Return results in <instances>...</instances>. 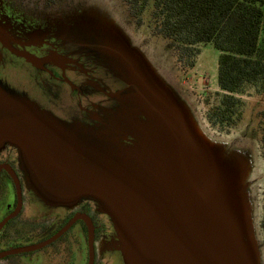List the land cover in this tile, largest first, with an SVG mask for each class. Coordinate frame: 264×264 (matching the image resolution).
<instances>
[{
  "label": "water",
  "instance_id": "obj_1",
  "mask_svg": "<svg viewBox=\"0 0 264 264\" xmlns=\"http://www.w3.org/2000/svg\"><path fill=\"white\" fill-rule=\"evenodd\" d=\"M59 36L98 58L128 90L115 96L117 110L86 125L0 83V152L17 150L28 189L51 207L96 203L114 225L125 264H263L249 153L210 138L107 12H78Z\"/></svg>",
  "mask_w": 264,
  "mask_h": 264
},
{
  "label": "flooded vegetation",
  "instance_id": "obj_2",
  "mask_svg": "<svg viewBox=\"0 0 264 264\" xmlns=\"http://www.w3.org/2000/svg\"><path fill=\"white\" fill-rule=\"evenodd\" d=\"M64 2L0 0V83L65 122L95 125L119 108L115 96L128 88L98 58L59 36L81 9ZM116 241L96 203L45 205L28 189L17 150L0 152V264H125Z\"/></svg>",
  "mask_w": 264,
  "mask_h": 264
},
{
  "label": "trees",
  "instance_id": "obj_3",
  "mask_svg": "<svg viewBox=\"0 0 264 264\" xmlns=\"http://www.w3.org/2000/svg\"><path fill=\"white\" fill-rule=\"evenodd\" d=\"M125 6L138 25L151 8L156 34L169 48L191 56L196 46L211 44L219 53L217 82L225 94L210 108L212 124L240 121L236 95L247 85L264 91V0H125ZM259 130L264 144V111Z\"/></svg>",
  "mask_w": 264,
  "mask_h": 264
},
{
  "label": "rangeland",
  "instance_id": "obj_4",
  "mask_svg": "<svg viewBox=\"0 0 264 264\" xmlns=\"http://www.w3.org/2000/svg\"><path fill=\"white\" fill-rule=\"evenodd\" d=\"M68 5L81 6L79 12L94 8L112 16L132 43L144 51L164 78L185 99L203 131L214 141L227 144V148L235 147L249 153L247 182L253 227L264 264V144L259 130L260 113L264 111V91L247 85L241 95H236L240 99L237 105L238 113H241L240 121L232 127L212 124L209 120L210 108L225 93L217 82L219 53L211 44L196 46L191 56L177 52L176 47L169 48L170 42L156 34L151 8L138 25L129 17L125 0H65L62 3V7Z\"/></svg>",
  "mask_w": 264,
  "mask_h": 264
}]
</instances>
